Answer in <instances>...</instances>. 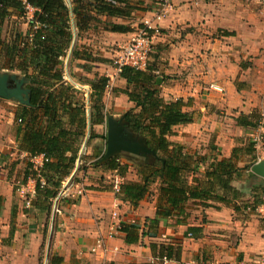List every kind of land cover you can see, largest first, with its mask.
<instances>
[{
  "label": "crops",
  "instance_id": "1",
  "mask_svg": "<svg viewBox=\"0 0 264 264\" xmlns=\"http://www.w3.org/2000/svg\"><path fill=\"white\" fill-rule=\"evenodd\" d=\"M65 1L68 3L71 0ZM160 1H145L150 10L137 12L136 16L140 24L149 21L152 28H159L160 34L153 38V44H156L157 51L161 49L159 53L167 51L156 58L157 66H154L160 78L161 96L188 101L184 110L193 115L192 123L173 128L174 134L169 140L183 146L187 155L207 157L200 164L201 176L211 158L228 159L233 154L237 170L230 180L232 190H219L218 194L226 200H209V206H203L199 201L196 204L188 201V217L184 221L178 223L176 215L159 217L155 236L141 234L156 218L160 201L159 181L153 184L154 190L151 188L155 193L154 199L151 193L135 206L120 200L112 189L105 190L102 186V175H118L121 183L138 181L139 176L136 168L132 174L127 170L128 174L126 172L124 176L105 170L100 166L106 162L103 157L97 166L95 161L105 153L106 143L105 146L98 143L92 147L86 146L87 142L83 140L86 136L88 139L90 133L88 97L91 90L87 82H76L68 71L69 65L74 68L73 72H78L81 70L80 64H84V61L72 57V50L84 44L74 31L71 47L63 59L66 68L64 80L84 93L81 99L86 103L87 128L83 138L78 136L74 139L73 136L68 141L72 150L78 152L75 168L67 178L73 185L65 189L56 204H52L50 213L51 217L54 207L58 208L60 216L52 242L55 253L51 255L60 257V264H227L237 259L252 260L264 249V220L255 212L246 210L248 206L253 207L264 200V180L250 170L252 164L264 158V145L256 150L254 142L259 133L257 113L264 110V49L260 50L264 47V40L261 41L264 37V0L260 3H248L247 0H168L164 15L157 19L156 15L162 10L163 3ZM32 16L33 8H29L24 17L13 14L7 18L3 25V32L7 34H3V38L10 40L15 28L19 29L21 35H27ZM127 34L108 32V35L119 38L128 37ZM242 43L260 46V49L253 47L247 50L241 47ZM167 44L169 50L163 47ZM225 44L232 49L224 48L227 47ZM87 46L94 48L89 43ZM247 55H252V64L242 63ZM6 72L24 77L18 72ZM114 74L125 86L116 68ZM110 76L108 74L107 77ZM241 78L248 82L244 80L246 83H239ZM210 85L214 86L209 88ZM108 86L109 83L104 95ZM103 103L106 119L108 115L115 118L124 115L122 113L117 117V112L108 114V103L104 97ZM128 104L134 106L132 102L128 101ZM21 113L20 103L0 98V264H38V252L46 233L44 222L50 218L46 210L31 204L36 197V179L29 176L24 182L27 163L32 164V169L38 173L46 157L43 153L30 156L26 150L20 149L22 133L18 134L17 129L24 125L20 124ZM222 113L226 117L220 116ZM240 116L243 117L242 121L252 124L240 125L237 120ZM39 119L40 127L44 126L45 117ZM104 124L94 125V133L101 135ZM65 127L71 132L76 130L68 123H65ZM251 143H254V151L248 155ZM70 154L68 152L66 155ZM253 156L256 160H253ZM115 157L120 158L119 155ZM131 157L123 158L130 160ZM83 167H86L84 175ZM21 189L27 193L26 196L19 191ZM70 195L74 200L67 198ZM59 202L61 205L58 207ZM113 211L118 212L123 225H139V229H136L137 240L129 243L125 233L119 232L116 237L107 239L105 253L101 250L92 252L97 237L106 235ZM189 227L201 228L199 236L189 234ZM152 244H156L157 248L153 250ZM161 244L173 246L175 252L172 257L162 256L159 251ZM85 248L87 257L80 260L79 256Z\"/></svg>",
  "mask_w": 264,
  "mask_h": 264
},
{
  "label": "trees",
  "instance_id": "2",
  "mask_svg": "<svg viewBox=\"0 0 264 264\" xmlns=\"http://www.w3.org/2000/svg\"><path fill=\"white\" fill-rule=\"evenodd\" d=\"M145 1L147 0H71L67 3L65 0H0V69L20 73L28 79L27 87L30 89V105H22L19 116L20 124H24L17 129L18 134L22 133L20 149L26 150L30 156L43 153L46 157L38 171L39 175L32 169V164L27 163L23 174L24 182L29 176L36 179V197L31 204L46 210L47 217H50L53 200L62 183L70 177L78 159L77 150H72L68 141L73 136L74 139L84 137L87 128L86 103L78 98L79 91L64 80L63 59L71 47L74 31L79 37L92 27H100L111 33H130L134 29L127 22L137 12L150 10ZM29 8H33V16L29 21L28 34L23 36L15 28L10 40L3 38L5 20L13 14L24 17ZM72 57L84 61L80 67L88 69V72L92 64L108 62L84 44L72 50ZM155 71L149 65L145 70L123 66L119 75L124 79L125 87L114 89L116 93L126 95L134 105L125 112L126 122L134 133L145 137L147 145L157 154L151 162L137 165L139 180L123 181L116 194L120 200L135 206L151 195V185L159 181L160 201L156 218L149 222L147 230L143 229L141 232L142 235L150 236L157 233L155 228L159 217L176 215L178 223L184 221L188 217V201L192 200L193 204L199 201L203 206H209V200L225 201L226 198L218 194L219 190H232L230 180L237 170L232 154L228 159L211 158L201 176L198 173L200 164L207 157L187 155L183 146L170 142L169 137L174 134L173 128L179 124L192 123L193 115L184 110L188 101L181 98L165 99L161 96L160 78ZM93 75V79L86 81L91 90L88 97V140L101 137L106 141V134L98 135L92 127L106 122L103 97L109 78L98 73ZM41 117H45L46 123L40 127ZM241 118L243 117L237 118L240 125L252 124ZM65 123L74 126L75 132L68 130ZM253 145L254 143L249 145L248 155L254 151ZM68 152L71 153L69 156L66 155ZM103 155L104 153L95 161L97 166ZM253 160L256 157L253 156ZM100 166L124 176L129 165L122 163L118 157H112ZM40 177L45 181L43 187ZM136 229H139L137 224L122 225L121 232L125 233L127 242L137 240ZM200 231L199 227L188 228V233L194 237H198ZM151 247L153 250L157 248L156 244ZM159 251L162 256L170 258L175 249L171 245L161 244ZM61 261L60 257L51 255L48 263L60 264Z\"/></svg>",
  "mask_w": 264,
  "mask_h": 264
},
{
  "label": "rangeland",
  "instance_id": "3",
  "mask_svg": "<svg viewBox=\"0 0 264 264\" xmlns=\"http://www.w3.org/2000/svg\"><path fill=\"white\" fill-rule=\"evenodd\" d=\"M210 1H212V0H209V2ZM244 1H246V0H244ZM246 2H248V3H254V2L255 3H260V2H256V0H247ZM160 3H165V2H164V0L163 1L161 0ZM137 17L138 16H135L134 18H132L131 20H129L127 22V23H130L131 26L134 29L129 34L138 32L140 30V27H142V26H140L142 24H140V22L138 21ZM3 34L6 35L7 34L6 31L3 32ZM129 34H127L128 37L119 38L118 36L108 35V32L103 31L100 27H92L88 31L83 32L82 35H81V38H82L81 41L84 42V45L86 47H88V49L92 50L98 57H100L102 59H106V60H108V62H96V63H94L91 66V70L89 72H88V69L82 68L80 66H79V68L81 70L78 71V72H73L74 68H72L71 65H69L70 68L68 69L70 74L73 76L74 80L76 82H79V83H82V84H84L87 81V79H93L94 78L93 73H98L99 75H105V76H108V74H110L112 77L111 76L109 77V80H110L109 81V86H108V88L106 90L107 93H105V95H104V100L108 103V112H109L108 114H112L114 112H117V117L121 116L122 113L125 114L126 111L131 109V105L128 104L127 97L125 95L121 96L120 93H116L113 90L116 87L117 88L125 87L124 85L120 84L119 78L117 77L116 74H114V68L115 67L113 65V59H114L117 51L124 44H126L129 41V39L132 37ZM263 40H264V37H262L261 41H263ZM88 43H89V45H92L94 48H92L90 46H87ZM244 43L241 44L242 48H245V49L247 48V50H251L254 47L253 45L249 46V44L246 43V45H245ZM230 45L233 46L232 44H230ZM168 46L169 45L167 44V45H165L163 47L165 48V50H169ZM225 46H227V47H224L226 49H232V48L228 47V45H226V44H225ZM254 48H256V49L259 48L260 49V46L254 47ZM263 49H264V47L261 48L260 50H263ZM160 50L158 48V51H157L156 44L152 45L151 52H150L149 66H151V67L155 66L156 67L157 66L156 65V58L159 55L162 56V55L166 54V52H167V51H162L163 53H159ZM250 58H253L252 55H247V57L244 58V60H242V63L252 64V60H250ZM74 63L76 64V66H78V63H76V62H74ZM83 63H85V62H83ZM75 64H73V65H75ZM106 65H108V67H106ZM96 69H99V70L103 69V70L102 71H98ZM63 71H64V74H66L65 65H63ZM244 80H245L244 78H241L239 83H246V82H244ZM245 81L248 82V80H245ZM248 85L250 86V84H247V86ZM81 89H84V88H81ZM78 91H79V93L77 94L78 98H80V99L83 98L84 97V93L81 90H78ZM257 91H258V93H260L259 90H257ZM252 98H254V97H252ZM224 113H226V111ZM224 113L220 114V116L226 117V115ZM257 114H258L257 115V121L259 123L262 120L264 121V110H260V111L258 110ZM195 119H197V116H195ZM105 131H106V125H105V128L103 127L101 129V133H102L101 135L105 134ZM258 134L264 136L263 132H259V133H257V135ZM83 140L85 142L88 141L86 146L90 145L92 147H94L98 143L102 144V146H105V143H106V141L103 138H101V137L97 138V139L94 138L92 140H88L87 136H86V137L83 138ZM84 145L85 144H83V147H84ZM262 145H264V144H260V143H257V145L255 144L256 150H258L257 148L260 149L262 147ZM104 150H105V148H104ZM258 154H259V156L261 155L260 152ZM120 155H122V156H120ZM119 157H120L119 160L122 163H127L130 166L129 169H128L129 170V174H132V172H133V170H135L136 166L140 165V163H142V161H143V158H141V157H137V156L131 157V156H128L126 153L119 154ZM123 157H131V158H130V160H124ZM151 161L152 160L150 159L148 162H151ZM85 169H86V167L82 168V170H83V174L82 175H84ZM90 172H91V169H90ZM198 173L200 174V169H199ZM127 174H128V172H127ZM90 175L92 176V174H90ZM20 176H22V174H20ZM79 179H80V177L78 178V180ZM101 179H102V181L104 180L103 181L104 184L102 186H104L105 190H108V188L110 190L111 189L113 190V184L112 183H113V181H115V177L114 176H112V175H110V176L109 175H106V176L102 175ZM64 186L66 187V185L64 184V185H62V188ZM15 187H16V185H14V189H15ZM86 188H88V187H86ZM151 188H152V190H154L155 186L151 185ZM23 193L26 196L27 193L25 191ZM152 194H153V198H152V200H153L154 197H155L154 191H152ZM67 198H69L70 200H74V198L71 195H70V197L67 196ZM21 199L24 200V198H21ZM60 202L58 203V207L61 205ZM58 214L59 213H57L56 211H54V212L52 211L51 217L49 219H47L46 222H44V224H45V229L44 230H45L46 233H45V235L43 234L42 243H41V246H40V249H39V252H38V264H47V262L49 260V255L55 253V251H54L55 249L54 248L52 249V242H53V239H54V230H55L56 225L58 224V219L57 218L60 216ZM0 234H2V233L0 232ZM86 253H87V251H86V248H85L81 252V254L79 256V259L80 260L85 259V257H87V256H85Z\"/></svg>",
  "mask_w": 264,
  "mask_h": 264
},
{
  "label": "built area",
  "instance_id": "4",
  "mask_svg": "<svg viewBox=\"0 0 264 264\" xmlns=\"http://www.w3.org/2000/svg\"><path fill=\"white\" fill-rule=\"evenodd\" d=\"M163 1V0H162ZM258 2L263 0H256ZM165 3L162 4L161 9L159 10V13L156 15L157 19H160L164 15V8L166 7V3H168V0H164ZM37 26V25H36ZM152 32H149V31ZM160 34V30L157 27L151 26L149 21H144L142 24V27H140V30L132 35V37L129 39V41L124 44L116 53L114 59H113V65L117 69V71H120V68L123 66L131 67L136 70H145L146 67L149 65L150 62V52L153 45V38L158 36ZM214 85H210V87H213ZM217 89V87H214ZM258 132L264 133V121H260L258 124ZM255 144L257 143L264 144V136L263 135H256L254 139ZM40 184L41 187L45 185V181L40 177ZM113 191L115 194L119 192V186L121 184V178L117 175L115 176V181H113ZM66 187L59 189V192L57 196L54 198L53 203H57L58 200L61 198V196L64 195L65 189L69 186H72L73 183L70 182L69 179H67V182L65 183ZM20 192H24L22 189L19 190ZM29 204V202L27 203ZM55 211L58 212V208L54 207ZM247 211H253L255 212L262 220H264V200L262 203L255 205L253 207L248 206L246 208ZM112 221L109 224L108 231L105 236H98L95 240V244L92 247L91 251L95 252L97 250H101L102 253H105L107 251L106 247V241L107 239H112L116 237L117 233L121 232V227L123 225V222L120 220L118 212L113 211L111 213ZM227 264H264V249L260 251L256 257L252 260H243V259H237Z\"/></svg>",
  "mask_w": 264,
  "mask_h": 264
},
{
  "label": "water",
  "instance_id": "5",
  "mask_svg": "<svg viewBox=\"0 0 264 264\" xmlns=\"http://www.w3.org/2000/svg\"><path fill=\"white\" fill-rule=\"evenodd\" d=\"M28 79L0 69V98L14 100L21 105H30V89L25 85ZM106 148L103 161L126 153L144 158L147 163L157 157L146 142L144 136L136 134L125 120V114L119 118L108 115L106 119ZM251 172L264 180V158L252 164Z\"/></svg>",
  "mask_w": 264,
  "mask_h": 264
}]
</instances>
